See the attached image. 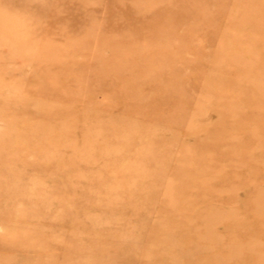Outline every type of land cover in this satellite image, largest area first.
Instances as JSON below:
<instances>
[{
	"label": "rangeland",
	"instance_id": "374dc122",
	"mask_svg": "<svg viewBox=\"0 0 264 264\" xmlns=\"http://www.w3.org/2000/svg\"><path fill=\"white\" fill-rule=\"evenodd\" d=\"M215 1L0 0V233L15 222L17 237L52 248L1 249L0 264H44L56 254L53 264H142L152 258L146 239L156 227L165 264L182 252L174 240L180 217L173 198L192 184L172 181L173 171L193 165L182 156L200 154L192 149L211 130L227 121L238 128L248 118L237 105L226 111L221 99L203 95L210 91L205 80L223 75L216 61L200 59L201 49L210 57L221 51L216 26L230 27L227 41L244 48L247 66L254 59L243 24L227 16L236 0H218L219 8ZM261 26L264 32V21ZM251 84L264 89V77ZM108 129L112 133L101 137ZM50 130H67L71 139L56 140ZM240 140L241 130L222 151ZM231 167L238 169L229 159L206 161L199 179L216 184ZM259 179L264 187V173ZM211 193L227 202L213 201L211 218L191 224L196 230L211 226L209 243L231 239L220 221L237 214L234 197L247 202L248 196L235 180ZM165 198L170 203L163 206ZM249 250L264 258V237L251 239ZM205 253L207 260L218 256ZM226 260L237 261L233 255Z\"/></svg>",
	"mask_w": 264,
	"mask_h": 264
},
{
	"label": "bare ground",
	"instance_id": "6f19581e",
	"mask_svg": "<svg viewBox=\"0 0 264 264\" xmlns=\"http://www.w3.org/2000/svg\"><path fill=\"white\" fill-rule=\"evenodd\" d=\"M212 6L219 8L220 1L217 0L213 2ZM232 6V13L229 12L227 16L243 24L246 38L250 40L253 47L254 59L251 65L247 66L243 61V56H245L243 53L244 48L227 41L232 38V36L225 33V30H229L230 27L222 26V24L216 26V33L220 36L219 40H222V48L220 47L221 51L218 53L217 57H210L201 49V53L205 57L201 56L200 59L208 60L211 58V61H216V64H218V71L222 72L223 75L214 79L215 81L207 78L204 82V89L210 87V91L205 90L206 92H204L203 95H213L216 99H221L223 101L221 107L226 111L232 112L231 109L237 105L244 114L248 115V118L237 123L236 125L238 128L233 127L231 122L227 121L220 127L211 130L210 137L198 140L199 146H196V149H192V151L197 152L200 150V154L188 152L182 156V161L192 160L193 165L188 167L180 166L173 171L172 181L182 178V181L189 180L191 181L192 188L186 189L183 193L173 198V200L177 202V206L173 211L177 212L180 217V220L173 226L177 229L174 234V240L175 244L181 248L180 250L183 253L179 252L178 256L172 254L171 257L168 258L170 264H264V258L254 255L249 250L251 239L258 236L264 237V222L260 219L263 212L262 210H264V187L261 185L262 182L259 179L264 173V89H256L251 84L257 78L264 77V51L262 49L264 45L262 41L264 40V32L261 26V23L264 21V0H236V2L232 3ZM232 61H235V63L233 64ZM228 74L236 76V80L230 79ZM233 91H238L240 96L235 95ZM252 92H257L254 98L251 95ZM206 101L210 102V100ZM153 108H160L157 102L153 104ZM210 109L209 106L206 108L207 111ZM196 114L202 117V114H205V109L198 110ZM67 124L70 125L71 123L68 122ZM194 129L195 128L192 127L191 134L194 133ZM239 129L241 130L244 140L237 142L232 151L228 153L223 152L222 148L229 140V137H232L233 134L240 131ZM50 132L55 136L56 140L59 141H68L72 136L67 130L62 134H58L56 131L53 132V130H50ZM109 133H112L110 129L106 130L104 134L102 133L101 137L103 135L107 136ZM257 153L262 156V161L250 162L249 159H255ZM97 157L98 155L95 158ZM227 159L237 165L238 169L231 167L232 169L229 168L226 170L216 184H205L199 179L198 173L206 161L210 160L211 163L216 165ZM30 160V164H35L33 158ZM124 168L126 169V167ZM1 170L2 168L0 166V178L3 176ZM132 174L133 171H129L127 175L131 176ZM232 180L238 182L243 194L248 196L247 202L234 197L236 213L244 214L246 220H238L237 214H235V216L232 215L229 220H219L222 222L220 226L223 230L222 233L229 230L233 232L234 236L231 239L219 238V240L217 239L215 242L209 243L207 239L213 238L212 235H214L211 226L206 225V227L202 229L198 227V229L200 228L201 230H196L195 228L197 227L193 226L191 223L195 222L198 218L207 222L212 216L213 206L211 203L213 201L217 200L216 202H220L221 204L227 202L226 197L212 196L211 192L213 187H224V185L229 184ZM146 188L149 190L150 194H154L153 190H150L152 189L150 186L145 187V190ZM251 188L254 189L253 194H249V189ZM117 194H119V192ZM120 194L122 196L123 192L121 191ZM149 199L152 201V195L143 198L144 206L150 203ZM169 200V198H165L162 205L163 203L169 204ZM255 202L258 203V207L256 208L254 207L256 204ZM163 206L160 208V214H164L163 212H165ZM200 209H204V214L198 213ZM120 210L118 212H120ZM14 225L15 222H13L9 228L3 229L5 230L4 233H0V252L2 251L1 249L13 253L15 250H26V245H28V250L45 252L47 246L50 245L48 242L45 243L46 245L39 242L27 243L24 236L21 238L17 237V231H14ZM139 227L142 228L143 225L140 224ZM158 229V227L152 229L147 236L146 247L149 248L150 252L153 254L151 259L146 260L145 263L143 262L142 264H165L164 256L158 252L159 249L157 245L160 242V235H162L161 229ZM220 230L217 229V231ZM220 233L221 231L218 234ZM141 236V233L135 235L136 238H141ZM63 240L64 239H62V241ZM231 240L236 241L237 244L231 245ZM50 242H52L51 239ZM48 248L50 249L49 246ZM50 250H48V252ZM207 250H213L218 256L207 260L205 258V256H207L205 251ZM54 252V254H56V251ZM35 253L37 254V252ZM181 253L185 255V258H179ZM51 254L53 253L49 252V255ZM232 255L237 260L235 263H229L226 260V258ZM54 256L52 257L51 255L50 258H47L44 264H53L57 254L55 257ZM33 263L34 262L28 264Z\"/></svg>",
	"mask_w": 264,
	"mask_h": 264
}]
</instances>
